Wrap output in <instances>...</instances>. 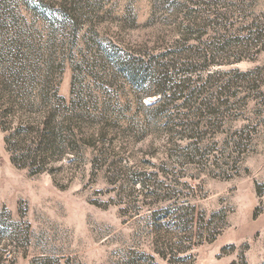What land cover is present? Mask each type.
I'll return each mask as SVG.
<instances>
[{"label": "rangeland", "instance_id": "obj_1", "mask_svg": "<svg viewBox=\"0 0 264 264\" xmlns=\"http://www.w3.org/2000/svg\"><path fill=\"white\" fill-rule=\"evenodd\" d=\"M183 37L225 74L147 125L110 55ZM0 264H264V0H0Z\"/></svg>", "mask_w": 264, "mask_h": 264}, {"label": "trees", "instance_id": "obj_2", "mask_svg": "<svg viewBox=\"0 0 264 264\" xmlns=\"http://www.w3.org/2000/svg\"><path fill=\"white\" fill-rule=\"evenodd\" d=\"M201 23L197 18L191 20L185 29L188 33L194 27L200 28ZM190 38H181L174 45L165 48L159 53H143L139 58L122 57L115 51L110 55L111 60L116 61L120 70H125L134 95L137 99V117H144L146 124L155 123L156 121H166L172 123L170 108L177 104L178 100L188 101L190 97L197 95L205 86H196L198 78L206 73L203 82L213 83L219 79L225 72L214 70L212 67L222 65L219 60L220 50L198 49L196 45L190 43ZM185 54L189 63L183 67L175 68L165 64L164 59L169 56H182ZM240 61V58L237 59ZM235 61H228L234 63ZM173 76L179 77L177 81H172ZM197 77V78H195ZM160 97L152 103H145V96ZM201 96V95H200ZM183 101V102H184ZM130 106H125L123 111L129 110Z\"/></svg>", "mask_w": 264, "mask_h": 264}]
</instances>
